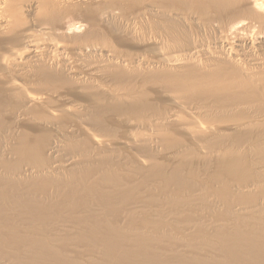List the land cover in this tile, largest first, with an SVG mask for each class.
Wrapping results in <instances>:
<instances>
[{
	"label": "bare ground",
	"instance_id": "obj_1",
	"mask_svg": "<svg viewBox=\"0 0 264 264\" xmlns=\"http://www.w3.org/2000/svg\"><path fill=\"white\" fill-rule=\"evenodd\" d=\"M135 1L0 0V264H264V0Z\"/></svg>",
	"mask_w": 264,
	"mask_h": 264
},
{
	"label": "rangeland",
	"instance_id": "obj_2",
	"mask_svg": "<svg viewBox=\"0 0 264 264\" xmlns=\"http://www.w3.org/2000/svg\"><path fill=\"white\" fill-rule=\"evenodd\" d=\"M143 1V0H142ZM140 2L141 1H139V0H137V1H135V2H131V3H128L125 7H123V9H124V11H122L121 13H120V15H121V17H120V19H121V23H119V26L122 24V25H124L125 24V22L128 20V19H133V18H137L138 17V14L139 13H135L137 10H138V7H139V4H140ZM24 14H26V13H24ZM27 18H29L28 16H26ZM18 45V44H17ZM16 45V46H17ZM15 47V46H14ZM21 46L20 45H18L17 47H15V49H18V48H20ZM132 52H134V50L132 49L131 50ZM149 51H151V50H149ZM4 120H7V122H5L4 121V124H5V127L7 128L8 126H9V124H10V122H9V118L7 119V118H5ZM6 123H7V125H6ZM20 127V126H19ZM6 128H1V131H2V134L0 135V138L2 139V141H1V143L3 142V131H5L6 130ZM26 129L25 128V125H24V123H22L21 124V127L20 128H18L17 130H21V129ZM5 129V130H4ZM0 131V132H1ZM224 131V130H223ZM228 131V130H227ZM225 134V133H224ZM0 139V140H1ZM1 143H0V145H1ZM160 160V161H159ZM158 162H161V163H163V164H165V165H167V167H166V170L168 171V169H170L171 167H173L174 166V164L172 163L173 161L172 160H169V159H165V158H158V160H157ZM168 166H169V168H168ZM169 172V171H168ZM190 178H188V180H187V182H192V180H189ZM263 180H264V177L262 178ZM200 180H202V179H196L195 180V182L197 183H195V185L197 186L198 185V183H199V186L201 185V188H203V191L205 190V192H207V190H209V189H207L208 188V182L206 181V180H204L203 179V181H200ZM205 181V182H204ZM204 182V183H203ZM194 183V182H193ZM234 185V184H233ZM191 187V186H190ZM200 188V189H201ZM204 192V193H205ZM157 196L156 197H158V198H160L159 197V193H157L156 194ZM210 197H211V195L210 194H208ZM207 195V193H205V195H204V197L201 199V201H197V202H195V203H197L202 209L201 210H203V212L202 213H204V215L206 216V217H209V218H207L208 220L210 219V218H212L213 217V219H214V217H215V219L216 218H218V216L220 217V215L222 214H227L226 212V209H225V207L221 204V203H217V206H219V207H217V206H215L216 204H214L215 202H214V199H212V198H209V196ZM233 195H235V197L234 198H236V199H233V202L235 203V204H239V203H241V204H243L242 205V207H243V209L245 208V209H249V207L251 208V206L252 205H254L255 204V202H252V201H250V199L251 200H254V199H256L257 197H255L256 196V194H251V195H249V198L250 199H248V198H244L243 196H240V194H235V193H233ZM241 195H244V194H241ZM253 195V196H252ZM255 195V196H254ZM245 196V195H244ZM251 196V197H250ZM253 197H255V198H253ZM157 198V199H158ZM239 198L242 200V202H241V200H239ZM209 199V200H208ZM247 199H248V201H247ZM213 200V202H211ZM234 200H236V201H234ZM246 202V203H245ZM248 202V203H247ZM210 203V204H209ZM233 204V203H232ZM247 205V207L245 206V205ZM158 205V204H157ZM209 205V206H208ZM215 206V207H214ZM228 210V209H227ZM212 211V212H211ZM264 211V210H263ZM229 212V211H228ZM241 212H235L234 214H233V216L238 220V221H244V222H247V221H253V220H257V218L259 217H254L255 215H253V217L251 216V218L249 217V215H247L245 212H243V213H241ZM237 214V215H236ZM253 218V219H252ZM261 219L264 221V217L262 218L261 217ZM260 221V220H259ZM258 222V221H257ZM168 235H170L171 236V243L172 242H174L173 244H174V246L176 247V245L177 244H179L180 242L182 243H180L179 245H177V247H179L180 245V247H179V250H181V249H183L184 248V243H183V241H181L182 240V238L180 239L179 237V235H176L175 233L173 234L172 232H170ZM170 238V237H169ZM66 250L68 251L69 250V252H71V253H73V254H77V252H78V254L77 255H80L81 254V252L82 253H84L83 252V250L85 251V248L84 247H81V246H76V247H74V246H71V247H68L67 246V248H66ZM185 250V251H184ZM187 250V251H186ZM182 252H184V253H187L188 254V251H190V249H187L186 247L183 249V250H181ZM204 252V251H203ZM202 251L200 252V253H202V254H205V252L203 253ZM82 255H85V254H82ZM82 256L80 255V257L78 256V258H81ZM169 258H176V255H173V256H168ZM87 257H84V259H86ZM201 258H205V257H203V255H202V257ZM22 259L25 261L26 259L25 258H23L22 257ZM206 259V258H205ZM23 260H20V262L22 263L23 262ZM13 264H19L17 261H15ZM173 264H175V263H173Z\"/></svg>",
	"mask_w": 264,
	"mask_h": 264
}]
</instances>
